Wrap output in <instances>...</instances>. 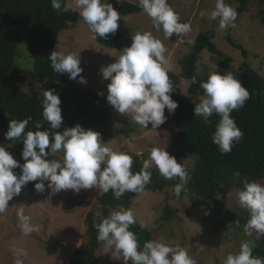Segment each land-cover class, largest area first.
Segmentation results:
<instances>
[{
  "label": "clouds",
  "instance_id": "9594fccd",
  "mask_svg": "<svg viewBox=\"0 0 264 264\" xmlns=\"http://www.w3.org/2000/svg\"><path fill=\"white\" fill-rule=\"evenodd\" d=\"M51 5L58 12L70 10L68 5L62 9L61 0H51ZM139 6L151 19L154 29L162 32L165 39L170 40L175 35L177 40L184 42L183 38L191 32L190 24L180 22L179 15L170 7L168 0H139ZM75 9H79V15L93 33V39H108L109 34L115 35L119 28L120 13L107 0H74L72 10ZM237 15V11L225 0H216L214 10L209 13L210 19L219 20L220 29L234 27ZM131 41L130 46L119 51V58L115 62L100 70L102 79L109 81L106 100L118 113L144 128L151 124V130H156L168 119L165 109L172 115L178 107L171 96L174 91L168 76L171 69L165 56L166 48L150 31L131 34ZM186 42L194 43L191 39ZM48 59L56 73H67L70 80L87 83L81 75L83 68L79 54H65L55 49ZM200 87L204 95L195 104L194 116L201 117L205 123H209L213 114L220 117L212 134V142L218 146L221 154L229 153L243 137L231 113L244 106L250 93L230 71L209 74ZM60 105L59 94L54 89L44 91L42 116L49 124V130H39L42 124L37 122V131H25L31 117L9 119L5 140L23 143L21 159L24 163L21 164L0 145V213L9 207V201L18 196L22 187L29 182H36L34 188L38 193H43L47 188L50 196L61 191L71 190L78 194L81 190L91 189H97L99 194L111 191L117 200L126 192L138 194L151 182L149 169L153 164L166 180L179 178L180 183L174 186V192L180 195L187 183L188 173L183 164L178 163L164 147L153 148L149 159L134 174L131 170L132 156L107 147L108 143L103 141L98 131L86 129L79 123L72 127L64 126L62 132L56 131L64 125ZM136 155L142 153L137 152ZM54 156L59 158H51ZM16 169L20 172L16 173ZM237 197L240 206L250 213L244 233L248 236L253 233L264 235V185L245 179L244 188L237 193ZM216 199H221L219 193ZM17 216L24 236L40 231V227L32 224L30 217L24 214L23 205L18 208ZM135 223L130 208L114 211L95 225L96 239L103 243L106 252L111 250L117 260L122 257L124 264H196L185 249L179 245L172 247L161 240L146 241L141 250L136 234L130 231ZM236 224L239 226V221ZM254 247L250 240L242 242L239 252L229 253L223 264H264V258L252 255ZM15 254V264H23L19 257L27 253L23 249H16Z\"/></svg>",
  "mask_w": 264,
  "mask_h": 264
},
{
  "label": "rangeland",
  "instance_id": "374dc122",
  "mask_svg": "<svg viewBox=\"0 0 264 264\" xmlns=\"http://www.w3.org/2000/svg\"><path fill=\"white\" fill-rule=\"evenodd\" d=\"M121 1V0H119ZM139 3V0H126ZM69 6L74 9V0H68ZM225 3L236 5L234 0H225ZM170 7L179 15L180 22H187L191 32L177 40L173 35L170 40L165 39L162 32L154 29L151 19L143 9L135 14L121 17L118 21L119 32L122 35L120 49L110 48L99 44L93 39V33L88 29L82 18L76 23H69L66 29L59 33V40L55 49L60 52L76 53L80 55L83 72L81 75L87 81L76 84L95 91L107 90L109 81L103 80L100 75L102 67L115 62L123 48L131 45V34L137 32H152L160 39L165 48V56L169 61L171 71L179 74L182 71L181 59L189 53L201 32H214L213 41L221 54L220 57L204 49L199 56L198 74L208 77L213 72L224 74L231 72L238 80L243 73V65L249 63L261 76H264V3L262 0H250L248 9L243 12L234 27L220 29L219 22L210 19L209 13L214 10L216 0H168ZM79 12V9H75ZM201 13H204L201 15ZM230 33L236 41L243 44L248 54L244 56L241 50L233 48L225 39ZM54 49V50H55ZM15 65L23 69H32L33 61L30 57L29 38L24 32L19 55ZM190 82L181 79L177 93L180 96L187 94ZM203 95L198 97V103ZM111 113L110 136L103 139L106 146L113 151L122 153L140 152L149 159L153 148L164 147L173 155L178 146L173 142V134L162 128L151 130V124L144 128L126 115L118 113L107 102ZM123 129L124 132H120ZM3 127H0V140L6 141V150L16 156V140H5ZM51 158H59L54 156ZM196 157L190 154L188 158L180 160V164L189 171L195 163ZM151 167H156L154 164ZM229 178L232 187L228 193L226 208L236 217L228 218L221 210L208 203L204 198L191 195L184 185V192L177 196L174 186H168L161 192L143 191L127 201L122 208H130L139 223L150 229L154 240H161L172 247L179 245L188 252L196 264H223L229 253L236 254L242 242L252 241L257 246L262 235L253 233L248 236L244 233V225L250 219V213L240 206L237 193L244 188L246 177L232 173ZM174 181L178 177L173 178ZM253 182L264 185V179ZM237 183H240L239 187ZM47 189V188H46ZM50 190L40 194L23 186L18 196L9 201V207L0 213V264H15L16 249H23L27 255L19 257L23 264H69L70 255L82 243L89 242L85 221L88 211L97 203L99 191L97 189L81 190L78 194L71 190L61 191L49 195ZM95 199V200H94ZM94 200V201H93ZM24 206V214L30 217L40 231L28 236L22 234L17 210ZM169 207L174 213L170 220H164L165 208ZM236 221H239L237 226ZM100 264H124L123 258L117 260L111 250L105 251L103 243L96 250ZM130 264V262H129Z\"/></svg>",
  "mask_w": 264,
  "mask_h": 264
},
{
  "label": "trees",
  "instance_id": "16d2710c",
  "mask_svg": "<svg viewBox=\"0 0 264 264\" xmlns=\"http://www.w3.org/2000/svg\"><path fill=\"white\" fill-rule=\"evenodd\" d=\"M233 7L237 11V23L240 15L248 9L250 0H234ZM120 13L127 16L142 10L139 3L126 0H107ZM264 3V0H262ZM62 9L69 6L68 0H61ZM56 11L52 8L51 0H0V127L8 130L9 119L23 120L31 117L25 131H37L36 123L42 124L39 130H49V124L42 116V100L45 90L51 88L59 94L64 125L56 131H63L64 126L72 127L79 123L84 128H91L101 133L102 139L108 138L112 113L107 104V90L95 91L76 84L68 78V74H58L50 66L49 54L55 49L59 40V33L66 29L69 23H76L81 19L77 10ZM215 23L219 20H214ZM233 27V26H231ZM24 32L29 38L30 57L33 61L32 69H23L15 65L19 55V46ZM214 32L208 30L201 32L195 39L194 45L188 54L181 59V73L168 71L172 83V99L178 103L175 113L165 115L168 117L162 128L173 134V142L179 147L172 155L179 163L181 159L188 158L190 154L196 157L185 188L191 195L204 198L208 203L218 207L228 218L236 217L227 210L228 193L232 187L230 174L235 173L246 177L249 182L264 179V76H261L249 63L243 65L241 81L250 93V98L244 106L231 113L237 126L243 132L242 139L235 143L231 152L221 154L217 145L212 142V134L220 120L217 114L205 123L201 117L194 116L195 104L198 97L204 95L200 83L208 77L198 74V61L200 53L207 49L215 55L221 54L212 40ZM226 41L233 47L242 51L244 56L248 52L240 42L228 33ZM96 41L106 47L120 49L122 35L117 30L115 35L109 34L108 39L96 38ZM181 79L190 82L187 94L180 96L177 93ZM103 92L104 95H98ZM120 132H124L123 129ZM0 145L6 148V141L0 140ZM16 156L21 164V151L23 143L16 140ZM132 156V172L140 171L145 156L136 153H126ZM151 182L145 186L144 191L161 192L166 187L180 183L173 179L166 180L160 175L156 167H150ZM186 170V169H185ZM19 173L20 170H14ZM26 185L35 190L34 184ZM240 187L241 184L237 183ZM183 190L181 191L184 192ZM36 191V190H35ZM47 189L40 194H44ZM37 192V191H36ZM219 193L221 199H216ZM136 193L126 192L117 200L113 193L98 194L97 203L88 211L85 221L89 242L82 243L70 255L69 264H100L96 250L102 242L96 239V224L108 217L114 211L122 210L123 205L132 199ZM175 213L165 208L164 220H170ZM248 221V220H247ZM130 231L137 236L142 250L146 241L154 240L153 232L136 221ZM252 255L264 258V235L257 246L253 248Z\"/></svg>",
  "mask_w": 264,
  "mask_h": 264
}]
</instances>
